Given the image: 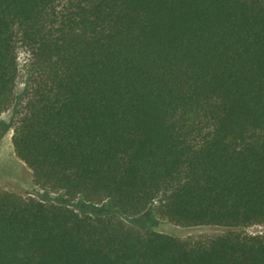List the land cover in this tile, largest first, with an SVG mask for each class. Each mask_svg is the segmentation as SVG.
<instances>
[{"label":"trees","instance_id":"16d2710c","mask_svg":"<svg viewBox=\"0 0 264 264\" xmlns=\"http://www.w3.org/2000/svg\"><path fill=\"white\" fill-rule=\"evenodd\" d=\"M40 72L12 130L45 192L0 190V264H264V0H0V114L16 43ZM233 231L188 243L119 216ZM93 206V205H91Z\"/></svg>","mask_w":264,"mask_h":264},{"label":"rangeland","instance_id":"374dc122","mask_svg":"<svg viewBox=\"0 0 264 264\" xmlns=\"http://www.w3.org/2000/svg\"><path fill=\"white\" fill-rule=\"evenodd\" d=\"M15 51L17 62L15 99L9 109L0 114V190L24 198L32 197L38 200L45 199L49 202L68 203L69 207L76 212H91V210L97 209V213H111L113 209L105 201L88 205L79 198L67 201L66 197L59 191L45 192L33 183L30 170L16 157L11 145L12 128L23 112L26 101L31 97L33 89L39 81L40 72L33 64L30 50L19 40L16 43ZM157 204L158 202L155 201L140 214L119 217L127 226L141 232L154 230L188 243H204L216 236L233 231L230 228L217 226H176L157 215ZM244 231L249 235L264 234V224L248 226Z\"/></svg>","mask_w":264,"mask_h":264}]
</instances>
